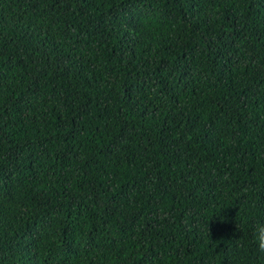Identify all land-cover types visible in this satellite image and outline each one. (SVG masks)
<instances>
[{
    "label": "trees",
    "instance_id": "trees-1",
    "mask_svg": "<svg viewBox=\"0 0 264 264\" xmlns=\"http://www.w3.org/2000/svg\"><path fill=\"white\" fill-rule=\"evenodd\" d=\"M264 0H0V264H264Z\"/></svg>",
    "mask_w": 264,
    "mask_h": 264
},
{
    "label": "clouds",
    "instance_id": "clouds-1",
    "mask_svg": "<svg viewBox=\"0 0 264 264\" xmlns=\"http://www.w3.org/2000/svg\"><path fill=\"white\" fill-rule=\"evenodd\" d=\"M256 241L259 250L264 252V224H258L256 227Z\"/></svg>",
    "mask_w": 264,
    "mask_h": 264
}]
</instances>
